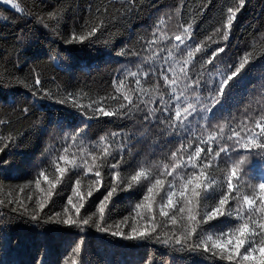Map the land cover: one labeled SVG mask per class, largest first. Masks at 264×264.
Segmentation results:
<instances>
[{
  "label": "snow or ice",
  "instance_id": "snow-or-ice-1",
  "mask_svg": "<svg viewBox=\"0 0 264 264\" xmlns=\"http://www.w3.org/2000/svg\"><path fill=\"white\" fill-rule=\"evenodd\" d=\"M4 3L39 27L18 33L12 55L0 57V176L7 179L15 167L21 139L16 125L22 121L59 147L45 143L38 162H29L39 170L26 184L6 190L0 180V193L6 191L0 223L21 219L45 233L74 229L76 237L55 261L47 258L45 242L32 264H92L89 230L145 248L138 264H169L158 258L156 246L167 256L183 255L188 264H264V168L257 177L244 168L250 156L264 159V83L258 90L252 84L236 112L229 107L264 60V22L253 26V41L242 54L228 57L239 16L252 0H223L211 33L199 42L195 28L211 0L196 8L174 0L147 24L141 23L149 6L144 0L90 2L80 17L68 16L65 0L28 11L15 0ZM41 30L67 46L100 45L119 58L103 95L57 82L42 70H71L68 47L49 46L43 59L31 62L22 54L39 41ZM261 71L264 79V65ZM45 101L58 106L56 114L37 115ZM107 123L116 129L93 131ZM221 165L218 178L213 169ZM65 183L71 190L66 196L65 187L57 191ZM26 189L35 195L21 197ZM54 192L66 199L58 211ZM119 193L136 198L123 209L127 215L113 199Z\"/></svg>",
  "mask_w": 264,
  "mask_h": 264
},
{
  "label": "trees",
  "instance_id": "trees-1",
  "mask_svg": "<svg viewBox=\"0 0 264 264\" xmlns=\"http://www.w3.org/2000/svg\"><path fill=\"white\" fill-rule=\"evenodd\" d=\"M25 7L26 11L33 10L34 5L44 7L45 5H51L56 0H15ZM90 2L99 3L100 0H65L68 7V16L80 17L84 15L87 5ZM148 4V8L143 15L141 23L147 24L149 20L159 11L166 6L174 3V0H144ZM205 0H189V4L192 8H196L200 3ZM223 3V0H211L207 10L203 13L202 18L198 19L195 28V41L199 42L203 40L206 35L210 34L214 26L215 20L218 18L219 9ZM0 57H10L12 55V48L18 33L22 30L29 28H38L39 26L34 23L31 16L15 13L11 9L10 5H6L4 1L0 0ZM7 17V19H5ZM261 22H264V0H252L246 9L239 16V23L236 26V30L231 38V48L228 50V57H234L242 54L249 42L253 41V26H258ZM122 42V38L116 41V46ZM257 48L260 47V38H255ZM51 46L59 50H63L68 47L70 51L65 53L66 57H70V60H66V64H70L71 70L69 71H55L52 67L42 66V70L49 76L55 75L57 82H68L74 86H78L84 89L89 95L95 96L97 92L103 95V89L108 88L112 77L113 69L117 67L119 58L114 55L109 56L108 52L100 45L94 47L84 46H67L59 38L51 37L43 30L40 31V39L31 48L27 49L26 53L30 58H44V53ZM213 48L216 45H212ZM198 56L200 54H197ZM261 65H264V60H259L256 67L250 74L248 81H246L244 87L239 89L235 94V98L230 102L229 107L233 112L241 108L251 91L252 84H255L258 90L260 85L264 83L262 79ZM11 65H9L10 67ZM48 87H55V84L49 83ZM91 88V91L89 90ZM23 89H19L18 92H23ZM44 108L41 113L54 115L57 113L58 106L53 105L51 102L45 101ZM21 133V139L18 147L14 149L16 152L15 167L11 172L5 173L7 179L4 176H0V180H3L6 186H15L26 184L29 179H32L34 173L39 169L30 167L29 162H38L39 154L45 143L55 144L59 147L55 141L48 140L47 134H35L30 132V123L25 120L16 125ZM101 128L116 129V124H98L94 126L93 131ZM3 131H7L4 129ZM141 148L148 151L147 146L141 145ZM7 151V150H6ZM4 154L0 153V157ZM245 170H250L252 177H257L261 174L262 168H264V159L260 157H248L245 165ZM223 165L219 170L213 169V175L218 178H222ZM46 174L51 177L52 169L49 167ZM249 177H245L248 180ZM82 185H87L88 180L85 177H81ZM108 182V177L105 176V183ZM252 183H256V179H252ZM74 183V179L72 181ZM44 186V185H42ZM66 188L65 196L71 194L70 187H67V183L64 185H57V191L61 187ZM34 187V186H33ZM103 192V188L100 189ZM5 193H0L2 197ZM25 194L35 195L34 192H29L27 189L25 193H19L21 197ZM98 192H94V196H98ZM56 200L57 206L54 210L58 211L61 203L66 204V199H60L56 196L55 192L52 197ZM116 201V207L120 211V214L127 215V211H123L127 205L129 199L132 202H136V198L129 197L127 193H119L113 198ZM112 206L111 204L109 205ZM49 209L46 208L47 212ZM83 211V210H82ZM119 219V215L116 216ZM53 228L56 226H46ZM75 230L71 232L60 231H48L44 232L43 229H35L33 225L25 223L21 219H13L7 223H0V264H32L34 256H36L37 249L47 243L49 260L55 261L62 254L66 253L68 249V242L75 239ZM85 243L87 245L88 253L92 260V264H138L141 257L144 256L146 249L136 246H123L126 242L118 241L115 238L107 235H101L94 230H89L85 234ZM154 251L157 253L158 258L163 256L169 261V264H188L187 259L181 254H172L167 256L166 250L160 246H156Z\"/></svg>",
  "mask_w": 264,
  "mask_h": 264
},
{
  "label": "rangeland",
  "instance_id": "rangeland-1",
  "mask_svg": "<svg viewBox=\"0 0 264 264\" xmlns=\"http://www.w3.org/2000/svg\"><path fill=\"white\" fill-rule=\"evenodd\" d=\"M2 1H4V0H2Z\"/></svg>",
  "mask_w": 264,
  "mask_h": 264
}]
</instances>
